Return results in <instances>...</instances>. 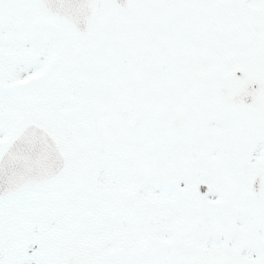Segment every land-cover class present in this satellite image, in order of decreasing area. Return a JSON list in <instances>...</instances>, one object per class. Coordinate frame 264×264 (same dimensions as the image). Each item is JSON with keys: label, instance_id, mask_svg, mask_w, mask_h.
<instances>
[{"label": "snow or ice", "instance_id": "6c2138e0", "mask_svg": "<svg viewBox=\"0 0 264 264\" xmlns=\"http://www.w3.org/2000/svg\"><path fill=\"white\" fill-rule=\"evenodd\" d=\"M0 264H264V0H0Z\"/></svg>", "mask_w": 264, "mask_h": 264}]
</instances>
